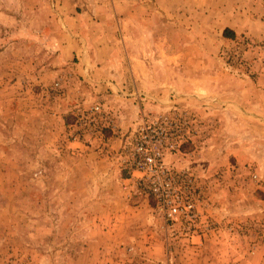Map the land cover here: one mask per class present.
<instances>
[{"label": "rangeland", "instance_id": "1", "mask_svg": "<svg viewBox=\"0 0 264 264\" xmlns=\"http://www.w3.org/2000/svg\"><path fill=\"white\" fill-rule=\"evenodd\" d=\"M56 1L66 6L57 17ZM114 1L117 20L104 24L105 10L72 17L69 0H0V264H264V0ZM205 1L207 10L198 7ZM244 11L255 34H223L234 42L221 43L228 17ZM103 34L118 38L116 70L130 65L126 49L138 70L137 56L149 64L146 92L128 82L95 99L84 87L72 41ZM199 50L212 51L215 75L193 70L205 64L191 57ZM178 53L187 74L174 72ZM180 77L227 84L229 108L220 113L219 91L182 104ZM95 104L108 119L88 117ZM169 111L196 120L181 153L167 158L197 181L189 235L168 229L138 186L125 188L124 144L143 117Z\"/></svg>", "mask_w": 264, "mask_h": 264}, {"label": "built area", "instance_id": "2", "mask_svg": "<svg viewBox=\"0 0 264 264\" xmlns=\"http://www.w3.org/2000/svg\"><path fill=\"white\" fill-rule=\"evenodd\" d=\"M88 117L108 119L99 104L89 108ZM195 121L188 113L176 111L143 117L122 149L128 174L125 188L138 186L146 192L165 226L185 235L192 234L198 221V185L188 169L175 167L167 158L181 153ZM109 126L115 127L112 122Z\"/></svg>", "mask_w": 264, "mask_h": 264}, {"label": "crops", "instance_id": "3", "mask_svg": "<svg viewBox=\"0 0 264 264\" xmlns=\"http://www.w3.org/2000/svg\"><path fill=\"white\" fill-rule=\"evenodd\" d=\"M69 2H70L69 5L67 3V8L70 11V15L72 17L76 16L80 18V16L76 13L73 15L74 13L73 11L77 12L78 10H86V9L93 10L94 8L95 10H101V11L105 10L103 11V13L101 12L100 14L101 18H103L102 20L104 24H108L109 20L110 21H112L113 19L117 20V18H115L116 16L115 10H116L117 5H116V1L114 0H69ZM60 3L62 2L56 1L55 3H53V6L55 7L53 10L54 16L56 17L58 16L57 15L58 12L59 14H62L64 11L63 9L66 8L65 3H62V4ZM199 4L200 5L198 7L201 9L207 10L210 8L209 3H207L206 1L199 3ZM144 5L147 7V9L151 8V4L149 2H146ZM178 7L179 9L182 8L181 3H179ZM191 7H192V4H191ZM129 9L130 10L134 9L133 2L129 3V8L127 5V9H126L127 14H130V12L128 13ZM126 20H127V17H126ZM256 24H257L256 21H254V27H256ZM251 25H252V21L250 20V17L246 13V11H244V13H239L238 16L232 15L231 17L230 15L228 17L227 22L222 26L220 30L219 35H221L223 39V41L221 40L220 42L226 45L232 44L234 42V40H232L231 37L229 38V37L223 36L224 29H228L229 33L233 35V38L234 37L236 38L238 35L242 33L255 34L254 28L251 29L250 27ZM207 31L209 30L207 29ZM115 39L113 38L110 39L108 35L103 34L101 38L97 41V43L95 41L89 40L86 35L83 38H76V40L72 41L73 43H72L71 54L73 55V57H76L77 59L80 60V66L78 67V73L80 76H82L84 79L87 80V84L84 87L88 89L89 91L93 89L100 93V96H98V94H91L95 99L108 98L110 96V94H108L109 93L108 89L110 90L120 89L121 91L122 87L123 88L126 87V84L128 86V82L129 83L133 82L139 90H142V92H146V90H148L146 89L147 88L146 83H148L147 78L149 79L151 78L153 71L151 70L149 64H146V61L142 60L140 56L139 57L137 56V59H138L137 62L142 68L140 69L139 67L140 70H138L136 67H134V64L132 62V60L134 59V56L132 54L130 55L129 51L126 49L124 52L125 58L130 64L128 69L127 70L124 69V71L115 69L113 65V61L116 59V55L115 54L113 55V52L111 53L112 48L118 43L117 41L118 38L116 40ZM94 43L96 44V46H94ZM109 45L111 47H109ZM210 46L212 50V45ZM211 50H210V54H207V51H205L206 53L202 52L204 50L197 51L195 53L196 55H193L191 53V57H195L196 59H199L205 62L203 66L194 65L195 67H193V70H195L196 68L197 73L201 75H210V74L215 75L214 73L216 72L213 71V67L208 64L212 61V58L211 59L209 58L210 55L212 54ZM98 55L100 56L99 57L100 61L97 60L95 63V67L93 68L92 65L94 64V62H92L91 59L95 57L97 58ZM183 58H186L185 53L184 54L178 53L175 56V59H176L175 62L177 66H174L173 69L176 74H181V75L183 73L187 74L189 71V67L182 61ZM177 79H179V81L175 80L176 81L175 87H177L181 91L180 97H178V99H179V102H183L182 104H186V102H190L194 104H197V103L204 104V102H207V99H203L204 101L200 100L201 99L199 98L201 96L200 93L205 92L209 94L212 91H219L221 98L218 100L217 106L219 107L220 113L224 112L226 108H229L230 87L227 86V84L221 83V81L216 80V81H211L209 83L204 82L205 84L202 82H198V81H191L189 85L188 83H185V80L182 81V77L177 78ZM123 83L125 84V86L123 85ZM182 83H185L189 86H186V88L183 90L181 86ZM240 89L241 87L235 88V90L237 91H239ZM242 90L244 92L245 89L243 88ZM182 92L189 94V96L191 95L190 98L187 100V97L184 94H182ZM194 95H195V98H191V97H194ZM119 98H122V97H119ZM122 100L125 103L129 104L131 99L126 98V100H124V97H123ZM257 102H259V100H257ZM129 105L134 106L132 104H129ZM113 106H116V104H113ZM257 106L260 107V103H258ZM239 107L240 106L238 105V108ZM241 109L240 111L242 112V115L245 116L244 104H242ZM203 110H205L204 107H203ZM115 111L118 114L121 113V111L118 108H116ZM119 116L121 117L122 115H119ZM135 116L136 115H134V112L131 118H129V115L126 116V119H128L129 121L125 120V123L126 124L130 123V120L132 118L134 119ZM253 116L257 117V113H255Z\"/></svg>", "mask_w": 264, "mask_h": 264}, {"label": "trees", "instance_id": "4", "mask_svg": "<svg viewBox=\"0 0 264 264\" xmlns=\"http://www.w3.org/2000/svg\"><path fill=\"white\" fill-rule=\"evenodd\" d=\"M223 34H224V35H228V34L230 35L228 29H224Z\"/></svg>", "mask_w": 264, "mask_h": 264}]
</instances>
